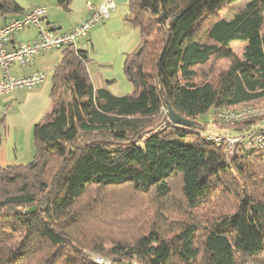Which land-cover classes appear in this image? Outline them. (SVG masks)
I'll return each instance as SVG.
<instances>
[{"label": "trees", "instance_id": "obj_1", "mask_svg": "<svg viewBox=\"0 0 264 264\" xmlns=\"http://www.w3.org/2000/svg\"><path fill=\"white\" fill-rule=\"evenodd\" d=\"M233 1L129 0L141 42L122 96L92 79L87 51L62 48L33 158L0 163V264H264V149L228 159L205 137L221 128L214 113L264 105V0L220 16ZM23 12L0 0V18ZM231 42L245 43L241 56ZM169 107L193 125L171 123ZM117 190L148 198L144 232L105 234L119 227Z\"/></svg>", "mask_w": 264, "mask_h": 264}, {"label": "crops", "instance_id": "obj_2", "mask_svg": "<svg viewBox=\"0 0 264 264\" xmlns=\"http://www.w3.org/2000/svg\"><path fill=\"white\" fill-rule=\"evenodd\" d=\"M15 1L24 11L33 6H45L41 25L54 23L60 31H67L88 16L87 2L98 6L104 0H71L67 9L58 6L55 0ZM113 1L115 6L109 17L95 24L74 48L87 51L90 57L87 69L92 79L104 85L112 94L122 96L132 90L123 72L124 61L127 54L139 47L141 36L139 28L127 20L129 0ZM21 14L0 18V25ZM37 36V27L24 28L11 36L7 47L12 48L32 41ZM61 57L62 49H51L38 54L25 66H20L16 62L9 66V71L14 76L41 71L45 79L41 85L31 89H17L0 97V119L3 120L0 127L2 165L26 164L33 158L35 152L33 127L50 110L49 96L53 70Z\"/></svg>", "mask_w": 264, "mask_h": 264}, {"label": "built area", "instance_id": "obj_3", "mask_svg": "<svg viewBox=\"0 0 264 264\" xmlns=\"http://www.w3.org/2000/svg\"><path fill=\"white\" fill-rule=\"evenodd\" d=\"M86 6L89 13L85 20L67 31H60L54 23L47 26L41 25L46 10L45 6L42 5L33 6L21 15L0 25V97L11 94L17 89H31L41 85L45 79V75L41 71H35L24 76H14L9 71V66L12 63L16 62L20 66H25L42 52L51 49H62L68 45L75 46L77 42L87 36L89 30L95 24L109 17L115 3L113 0H104L98 6L91 2H87ZM29 26L38 28L37 38L8 48L7 43L11 36L16 31ZM167 119L169 120L168 115ZM248 119L252 121L246 129L237 132L231 131L230 124ZM218 124H221L219 131L213 134H205V137L217 144H222L228 159L232 158L237 150L245 152L264 149V105L218 111L211 117L210 125L219 128ZM94 261L98 264L108 262L97 255L94 256Z\"/></svg>", "mask_w": 264, "mask_h": 264}, {"label": "rangeland", "instance_id": "obj_4", "mask_svg": "<svg viewBox=\"0 0 264 264\" xmlns=\"http://www.w3.org/2000/svg\"><path fill=\"white\" fill-rule=\"evenodd\" d=\"M247 1L249 0H234L232 5L219 12V15L225 19H230L232 17V14L238 8L243 7ZM244 45L245 43L243 42H231V49L234 54H236L237 56H241ZM200 120L201 121L208 120V115L207 114L202 115L200 117ZM214 130L217 131L216 129ZM238 130L240 129H237V131ZM208 131H213V130L208 129ZM260 180H261V184L264 183V174L261 176ZM111 193L112 194H110V198L107 199L109 202H107V200L105 201L109 203L108 206L110 205L111 202L116 201L115 206H109L110 209L109 212L111 216H116L117 217L116 220H118V222L120 223H119V227L117 226V228H115V226L108 227V229L106 228L105 234H107V236L108 235L116 236L118 234V236L120 235L124 237H129L134 233L144 232L149 225V221H151L152 218V216L149 213L150 209L152 208H149L150 204L148 198L140 195L130 196L128 195L129 191L126 192V191L117 190ZM115 208H119V209H115ZM148 216L150 218L149 221H148ZM172 216L176 218L182 217L179 214H175ZM84 250L86 251L87 254L89 255L92 254L90 250L88 249H84Z\"/></svg>", "mask_w": 264, "mask_h": 264}, {"label": "water", "instance_id": "obj_5", "mask_svg": "<svg viewBox=\"0 0 264 264\" xmlns=\"http://www.w3.org/2000/svg\"><path fill=\"white\" fill-rule=\"evenodd\" d=\"M168 116L169 120L173 124H178L186 127H190L193 125L192 121L182 118L177 113H175L170 107L168 108ZM30 210H32V208Z\"/></svg>", "mask_w": 264, "mask_h": 264}]
</instances>
